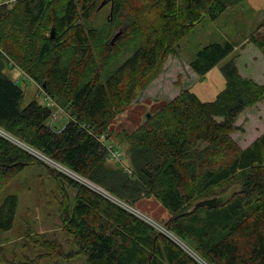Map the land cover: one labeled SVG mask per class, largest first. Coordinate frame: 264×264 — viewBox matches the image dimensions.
<instances>
[{
    "label": "trees",
    "instance_id": "1",
    "mask_svg": "<svg viewBox=\"0 0 264 264\" xmlns=\"http://www.w3.org/2000/svg\"><path fill=\"white\" fill-rule=\"evenodd\" d=\"M10 1L0 4V191L27 167L45 165L63 191L64 230L86 264H264V133L247 148L233 139L240 116L264 102V84L243 77L230 60L214 100L184 90L132 132L112 127L201 20H217L248 0ZM106 5L110 17L93 26ZM234 49L229 41L201 46L190 66L205 77ZM15 69L68 113L63 129L52 123L55 108L37 101L21 107L24 90L7 73ZM124 144L131 173L108 149ZM144 200L168 214L155 217L165 231L129 211L142 210ZM17 205L11 197L0 208V231L13 228ZM51 241H39L50 251L44 256L64 255Z\"/></svg>",
    "mask_w": 264,
    "mask_h": 264
},
{
    "label": "rangeland",
    "instance_id": "2",
    "mask_svg": "<svg viewBox=\"0 0 264 264\" xmlns=\"http://www.w3.org/2000/svg\"><path fill=\"white\" fill-rule=\"evenodd\" d=\"M2 2L3 0H0V4ZM14 2L16 0L10 1V3ZM110 12V5L104 6L96 15L93 26H102L110 17ZM254 40L264 42V0H248L245 5L231 7L214 21L204 18L182 39L180 51L167 58L161 75L139 94L128 110L115 120L112 127L116 132L120 130L132 132L145 122L148 115L157 113L184 90L190 89L203 101L214 100L226 86L222 68L230 60L236 62L243 77L264 84V48ZM226 41L235 45L234 53L205 77H200L192 70L190 62L196 49ZM130 56L131 54L126 55L120 64H123ZM7 73L24 90L22 108L33 101L49 105L52 99L48 98L41 86L24 72L15 69L8 70ZM52 101L55 103L53 108L57 113L52 118V123L58 124L59 128L62 125L65 126L70 118L68 113L55 100ZM237 125L242 127V130L235 132L233 139L241 148H247L264 133V102L247 108L238 119ZM127 150L126 144L119 147L118 151L113 152L116 157L111 155L112 162L131 173L126 165H129ZM40 159L51 169L67 175L103 197L124 206L102 187L66 171L68 169L52 160H47L48 158L40 157ZM64 189L67 194L75 195V192L70 191L73 189L66 186ZM235 189L237 188L232 187L228 194ZM63 196V191L45 165L27 167L0 191V208L9 198H18L13 228L9 231H0V264H86L85 256L77 253L78 248L73 235L64 230L59 210ZM140 206L142 210L129 207L128 209L145 222L154 225L155 228L165 231L161 229L163 225L157 223L155 218L167 219L168 214L161 210V206L155 200H144ZM43 240H54L51 242L57 240L62 245L64 255L44 256L50 251L40 244Z\"/></svg>",
    "mask_w": 264,
    "mask_h": 264
},
{
    "label": "water",
    "instance_id": "3",
    "mask_svg": "<svg viewBox=\"0 0 264 264\" xmlns=\"http://www.w3.org/2000/svg\"><path fill=\"white\" fill-rule=\"evenodd\" d=\"M103 4H106V3L104 2ZM121 35H122V31L118 32V33L114 36V38H113L111 44H112V45H115L116 41L119 39V37H120ZM52 37H54V30H53V32H52ZM148 117H150V115H148ZM37 156L43 157V156L40 155V154H38ZM44 158H46V157H44ZM46 159H47V158H46ZM47 160H50V159H47ZM50 161H51V160H50ZM50 161H49V162H50ZM66 171H68V170H66Z\"/></svg>",
    "mask_w": 264,
    "mask_h": 264
},
{
    "label": "built area",
    "instance_id": "4",
    "mask_svg": "<svg viewBox=\"0 0 264 264\" xmlns=\"http://www.w3.org/2000/svg\"><path fill=\"white\" fill-rule=\"evenodd\" d=\"M55 105V103L52 101V100H50V103H49V107H53ZM56 111H54L53 112V116H52V118H54V115H56L57 113H55ZM52 121H53V119H52ZM55 125V124H54ZM108 149H109V151H110V153H112V155H114V157H116L115 156V154L113 153V152H116V151H114V148L111 146V147H108Z\"/></svg>",
    "mask_w": 264,
    "mask_h": 264
},
{
    "label": "crops",
    "instance_id": "5",
    "mask_svg": "<svg viewBox=\"0 0 264 264\" xmlns=\"http://www.w3.org/2000/svg\"><path fill=\"white\" fill-rule=\"evenodd\" d=\"M59 125H60V124H59ZM60 126H61V125H60ZM57 128H58V129H63V128H64V125H62V127L59 128V127H58V124H57Z\"/></svg>",
    "mask_w": 264,
    "mask_h": 264
},
{
    "label": "bare ground",
    "instance_id": "6",
    "mask_svg": "<svg viewBox=\"0 0 264 264\" xmlns=\"http://www.w3.org/2000/svg\"><path fill=\"white\" fill-rule=\"evenodd\" d=\"M10 5V4H9ZM117 149V148H116ZM84 181V180H83ZM162 229V228H161ZM176 239V238H175Z\"/></svg>",
    "mask_w": 264,
    "mask_h": 264
}]
</instances>
